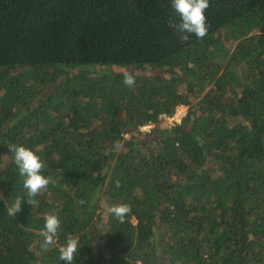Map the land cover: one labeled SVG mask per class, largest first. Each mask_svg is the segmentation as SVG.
<instances>
[{"label":"trees","instance_id":"16d2710c","mask_svg":"<svg viewBox=\"0 0 264 264\" xmlns=\"http://www.w3.org/2000/svg\"><path fill=\"white\" fill-rule=\"evenodd\" d=\"M206 15L182 41L172 0H0V264H64L69 235L75 264H264V0ZM9 144L51 180L15 217ZM120 203L124 223L107 212Z\"/></svg>","mask_w":264,"mask_h":264},{"label":"clouds","instance_id":"9594fccd","mask_svg":"<svg viewBox=\"0 0 264 264\" xmlns=\"http://www.w3.org/2000/svg\"><path fill=\"white\" fill-rule=\"evenodd\" d=\"M209 7L210 0H172V8L180 18V23L176 27L182 33L180 37L182 41H188L191 35L203 39L208 34L206 10ZM123 77L126 86L135 84V77L132 73L124 72ZM8 150L13 154L19 174L24 178L23 188L26 190V196H17L10 206L6 205L7 215L15 217L25 204L31 207L38 205L37 197L47 189L51 180L43 174L44 161L33 149L24 145L9 144ZM116 186H120L119 180L116 181ZM107 212L120 223H124L132 212V207L128 203L113 204L107 208ZM44 220V227L40 231L43 237L40 247L46 252L58 246L61 221L58 215L54 214L46 215ZM80 248L79 237L69 235L66 241L58 246V259L64 264H75L76 254Z\"/></svg>","mask_w":264,"mask_h":264},{"label":"built area","instance_id":"2783aa9c","mask_svg":"<svg viewBox=\"0 0 264 264\" xmlns=\"http://www.w3.org/2000/svg\"><path fill=\"white\" fill-rule=\"evenodd\" d=\"M183 115L184 114H179V113H176L174 115H169L167 113H162L161 117H163L165 120H167L169 122V124L171 125V124H174L175 121H181ZM147 125H149V124H147Z\"/></svg>","mask_w":264,"mask_h":264},{"label":"rangeland","instance_id":"374dc122","mask_svg":"<svg viewBox=\"0 0 264 264\" xmlns=\"http://www.w3.org/2000/svg\"><path fill=\"white\" fill-rule=\"evenodd\" d=\"M186 111H187V106H185V105H179V106L177 107L176 113H179V114H185ZM176 113H175V114H176ZM163 120H165V119H163ZM165 121L168 122L167 120H165ZM168 123H169V122H168ZM151 127H153V125H152V124H149V125L142 126V129H143V130H149Z\"/></svg>","mask_w":264,"mask_h":264}]
</instances>
